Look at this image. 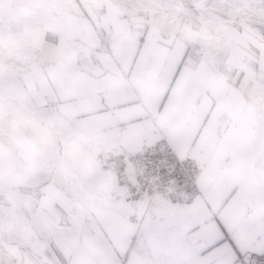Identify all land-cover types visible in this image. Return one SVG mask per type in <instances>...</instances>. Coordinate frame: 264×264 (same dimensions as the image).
Returning a JSON list of instances; mask_svg holds the SVG:
<instances>
[{"label":"crops","instance_id":"obj_1","mask_svg":"<svg viewBox=\"0 0 264 264\" xmlns=\"http://www.w3.org/2000/svg\"><path fill=\"white\" fill-rule=\"evenodd\" d=\"M149 2L131 11L126 0H0V69L30 104L132 151L165 136L202 165L197 196L157 198L153 223L145 201L98 197L77 180L81 191L65 192L63 173L10 126L0 138V248L15 264H245L264 253V226L247 206L264 170L245 153L264 134V41L231 43L219 23L155 15ZM128 212L150 256L134 247Z\"/></svg>","mask_w":264,"mask_h":264},{"label":"built area","instance_id":"obj_2","mask_svg":"<svg viewBox=\"0 0 264 264\" xmlns=\"http://www.w3.org/2000/svg\"><path fill=\"white\" fill-rule=\"evenodd\" d=\"M4 76H6L5 69L1 68L0 84L9 83L7 79H3ZM10 79L12 85L18 80L14 77ZM20 85L23 89L21 82ZM5 113L6 111L0 112V129L5 126L2 122L6 117ZM226 122L228 119L222 118L220 129ZM75 130L83 152L76 158L75 166L78 171L81 170L80 181L86 190L103 198L124 201L131 206L139 200L145 201L147 205L141 210V215L153 223L155 214L150 207L157 198L182 205L194 199L199 193L197 179L202 165L196 159L181 158L165 136L150 145L132 151L126 149L114 137H98L90 128L76 127ZM96 169L98 175L87 176L89 170ZM67 182L72 186L76 185L75 179L68 177ZM251 201L252 196L247 199L250 217L260 221L264 226V219L251 207ZM127 217L138 230H136L138 238L135 239L134 247L144 253L147 239L144 234H139L140 224L137 216L135 213H128ZM245 261V264H264V253L250 254ZM0 264H15L14 258L1 248Z\"/></svg>","mask_w":264,"mask_h":264},{"label":"rangeland","instance_id":"obj_3","mask_svg":"<svg viewBox=\"0 0 264 264\" xmlns=\"http://www.w3.org/2000/svg\"><path fill=\"white\" fill-rule=\"evenodd\" d=\"M57 1L58 0H54V5L57 4ZM126 1L128 5L131 6V9L128 8V10L133 11L138 0ZM149 4L150 9H152L150 12L153 13L156 11L155 15L158 11L161 15L164 13L166 16L170 14L184 21V19L190 17V13L194 12L208 19L206 25L213 23L214 28H216L218 24H215V21L222 25L224 30H229V40L231 43L239 40L247 47L248 37L254 35L264 41V0H150ZM219 33L223 34L220 31ZM227 36L228 34L225 33V37ZM5 73L6 76H4L3 79H7L9 83L0 84V112L6 111V117L2 119V122L5 123L6 126L0 129V138H10L12 130H10L9 127H13L17 124V127L20 128L26 136L31 137V139L37 143L39 154L47 160L49 157L44 149L45 144L42 141H50L48 144L49 148L53 146L57 154L56 160L53 162L51 161V163H53L55 170H58L64 175L63 190L68 194L75 195V193L80 190H78L76 185L72 186L68 183L67 178L69 177L77 180L79 186L82 184L78 168L72 165V161L76 159L82 151L77 131L70 125H67V128L62 127L61 124L56 123L55 119L51 121H41L42 116L35 111L36 107L33 104H30L25 99L13 98L15 87H13L10 78H15V75L8 70H5ZM17 81L18 80H15V82ZM26 94L34 101L35 96L32 93L27 92ZM36 101L49 112V114H52L54 117H59L55 112H52L50 108L40 104L38 100ZM36 122L41 126L40 129L34 127ZM96 134L100 138H105L101 137L98 133ZM16 148L17 153H20L21 148L18 145L11 144L9 146L11 150H15ZM247 151L248 152L245 153L249 154L253 165L258 167V169L264 170V134H259L258 140H255V143L251 145ZM66 173H68V175H66ZM88 191L98 196L96 193L90 190ZM251 196V207L264 219V185L262 184L257 187ZM157 220L158 218L155 215V222ZM127 221L129 223L127 232L130 234L134 225L129 222V220ZM139 232V234H144L147 239L144 253L150 256L149 238L142 230L139 229Z\"/></svg>","mask_w":264,"mask_h":264},{"label":"bare ground","instance_id":"obj_4","mask_svg":"<svg viewBox=\"0 0 264 264\" xmlns=\"http://www.w3.org/2000/svg\"><path fill=\"white\" fill-rule=\"evenodd\" d=\"M15 85H13V87H15V89H14L15 92H14L13 98L25 99L28 102H30L27 96H24L19 91H17V90H20V87H21L20 84L16 82ZM35 111H37L42 116L41 117V121H51V120H54L55 119L56 120V123L61 124L62 127H64V128H67V125L68 124H65V122L61 121L60 119H57V118L52 117L51 115H49L48 113H46L45 110L42 107H36ZM34 127L38 128V129L41 128V126L37 122H36V124H35ZM42 142L45 144L44 149H45L46 153L48 154L49 158L52 161H55L56 160V155H57L56 154V151H55V148H53V146H52V148H49L48 144L50 143V141H48V140H44ZM82 153L83 152H81L79 155H82ZM75 160L76 159H74L72 161L73 167H77V166H75V163H76ZM79 171L81 172L80 169H79ZM97 173H98V169L93 170V171L92 170H89L86 174L89 177H93L94 175H98Z\"/></svg>","mask_w":264,"mask_h":264}]
</instances>
